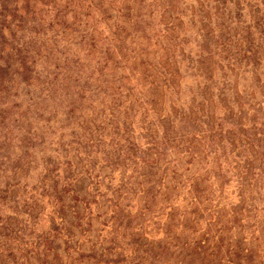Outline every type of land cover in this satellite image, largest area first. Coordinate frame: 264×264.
<instances>
[{"label":"rangeland","instance_id":"1","mask_svg":"<svg viewBox=\"0 0 264 264\" xmlns=\"http://www.w3.org/2000/svg\"><path fill=\"white\" fill-rule=\"evenodd\" d=\"M256 8L0 0V264H136L205 225L264 254Z\"/></svg>","mask_w":264,"mask_h":264},{"label":"trees","instance_id":"2","mask_svg":"<svg viewBox=\"0 0 264 264\" xmlns=\"http://www.w3.org/2000/svg\"><path fill=\"white\" fill-rule=\"evenodd\" d=\"M251 1L258 6V8L255 9V22L257 24L256 27L260 29V32L258 33L259 38L253 48H250V46L247 47L246 45L243 54L249 55L250 53H255L258 55V51L262 47L264 49V0H247L248 3ZM248 38V36L244 37L245 43L248 41ZM257 63L259 64V62ZM262 63H264V61ZM189 222L192 225L197 224L198 221L194 214ZM178 230L180 231L178 228L175 229V231ZM211 231L209 225L202 226L201 228H195V226H192L189 228L187 237H181L182 240L178 239L180 233H177L176 235L173 232L171 233V236L166 235L164 243L161 246H156V248L151 247L147 242H137V245L133 248L132 255H134L135 252L137 253L134 258L136 264H143V261L145 260H149V264H158L157 252H155L157 249H159L158 253L162 254V263L165 264H213L215 260L214 255L219 253L221 248L224 253L228 255L227 257H232V259L234 257H240L243 261L247 260L248 262H253L254 259L264 256L262 252L260 253V250L255 248H240L238 245L233 244L229 239V235L226 236L222 228L219 226L213 232ZM257 239L258 238L256 237L254 238L255 241ZM131 241H133L134 244L136 240ZM224 241L225 244H223ZM102 250L106 251V249ZM173 254H175V259H173ZM171 260L172 263L170 262ZM217 260L228 263L232 262V260H226L223 256H220Z\"/></svg>","mask_w":264,"mask_h":264}]
</instances>
